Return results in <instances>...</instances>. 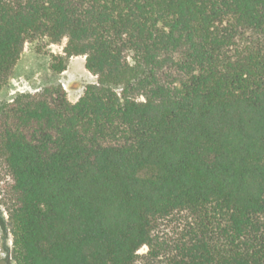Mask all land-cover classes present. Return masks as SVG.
<instances>
[{
    "label": "trees",
    "instance_id": "trees-1",
    "mask_svg": "<svg viewBox=\"0 0 264 264\" xmlns=\"http://www.w3.org/2000/svg\"><path fill=\"white\" fill-rule=\"evenodd\" d=\"M40 39L97 81L0 104L14 263L264 264V0H0V91Z\"/></svg>",
    "mask_w": 264,
    "mask_h": 264
},
{
    "label": "rangeland",
    "instance_id": "rangeland-1",
    "mask_svg": "<svg viewBox=\"0 0 264 264\" xmlns=\"http://www.w3.org/2000/svg\"><path fill=\"white\" fill-rule=\"evenodd\" d=\"M66 43L67 39L59 43H50L48 39L26 43L8 83L0 91V104L11 102L21 94L39 93L44 87L55 82L61 83L72 103L77 102L83 96L86 86L95 83L97 77L86 70L84 56L72 57L67 69L61 74L52 71V57L61 55ZM8 182L4 160L0 158V264H15L12 258L13 236L8 215L2 205L1 190ZM146 250V247H142L140 253Z\"/></svg>",
    "mask_w": 264,
    "mask_h": 264
}]
</instances>
